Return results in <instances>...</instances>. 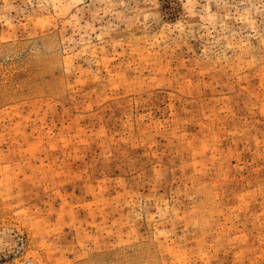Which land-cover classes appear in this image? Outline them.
I'll return each mask as SVG.
<instances>
[{"label":"rangeland","instance_id":"1","mask_svg":"<svg viewBox=\"0 0 264 264\" xmlns=\"http://www.w3.org/2000/svg\"><path fill=\"white\" fill-rule=\"evenodd\" d=\"M0 264H264V0H0Z\"/></svg>","mask_w":264,"mask_h":264}]
</instances>
